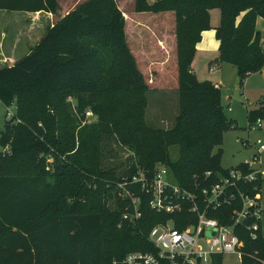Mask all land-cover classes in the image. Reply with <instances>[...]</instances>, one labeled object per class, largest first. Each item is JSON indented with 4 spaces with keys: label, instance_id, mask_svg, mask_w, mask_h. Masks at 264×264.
<instances>
[{
    "label": "trees",
    "instance_id": "trees-1",
    "mask_svg": "<svg viewBox=\"0 0 264 264\" xmlns=\"http://www.w3.org/2000/svg\"><path fill=\"white\" fill-rule=\"evenodd\" d=\"M152 1L137 0L135 12L125 15L116 0H86L48 26L25 57L0 69V102L15 106L0 138V264H122L129 252L153 250L148 238L158 224L174 219L185 229L196 217L152 211L136 184L129 188L141 199L142 216L124 222L129 202L116 197L117 183L139 172L151 178L160 165L186 188L207 172L213 182L228 174L223 151L214 152L235 120L225 114L221 88L200 81L192 65L211 29L210 12L220 9V62L233 65L241 82L260 72L264 40L257 20H264V0ZM59 9L58 0H0L5 12L56 15ZM166 15L173 20L168 31H158L164 26L157 22L142 24ZM165 90L178 92L179 115L172 129L152 128L148 95ZM74 99L79 112L92 109L96 126L76 132L66 107ZM263 119L264 105L248 113L252 124ZM109 139L133 152L131 168L118 173L104 165ZM172 146L179 147L175 161ZM64 156L66 163L46 170L48 158ZM243 192L261 201L251 187ZM236 233L244 243L240 264H262L261 230L256 240L244 228Z\"/></svg>",
    "mask_w": 264,
    "mask_h": 264
},
{
    "label": "built area",
    "instance_id": "built-area-1",
    "mask_svg": "<svg viewBox=\"0 0 264 264\" xmlns=\"http://www.w3.org/2000/svg\"><path fill=\"white\" fill-rule=\"evenodd\" d=\"M8 114L11 119L15 112L8 110ZM256 125L261 127L262 120H258ZM239 142L249 146L243 140ZM253 148L254 154L250 159L229 169L228 174L216 176L218 179L213 182L214 174L207 172L201 182L191 188L179 185L169 169L162 165L156 167L151 178L139 172L131 180L124 179L118 183L122 199L129 202L123 214L124 222L134 224L142 216L141 199L129 188L136 184H140L141 193L150 197L152 211L170 216L188 214L190 220L196 217V223L185 229L176 228L174 219L158 224L148 238L153 250L129 252L122 264H208L213 256L226 254L238 255L241 262L244 243L236 228H244L252 240L258 238L261 230V201L243 192L244 186H249L257 197L264 183V144L259 142ZM230 209L234 210L229 217ZM214 233L215 236L209 235ZM203 241L207 250L203 248ZM114 264L118 262L114 261Z\"/></svg>",
    "mask_w": 264,
    "mask_h": 264
},
{
    "label": "rangeland",
    "instance_id": "rangeland-1",
    "mask_svg": "<svg viewBox=\"0 0 264 264\" xmlns=\"http://www.w3.org/2000/svg\"><path fill=\"white\" fill-rule=\"evenodd\" d=\"M84 1L86 0H58L60 9L56 14V18L61 17L64 13L68 14ZM116 1L125 15L135 12L137 0ZM149 2L152 3L153 1L149 0ZM5 15L8 16V19L0 18V69L6 65L13 64V62H9V57L15 56L16 60L25 57L29 52V48L34 44V42H30L31 34L34 33V40L37 39L39 34H36L35 30H28V21L24 20L27 16L26 14L5 12ZM210 15L211 29L205 31L203 34L202 41L197 47L192 69L200 81L210 80L221 88L225 114L229 119L235 120L236 127L225 132L222 146L214 152L217 153L221 149L223 151L222 167L224 169H232L235 168V165L250 159L255 145H259V142L264 144V119L262 120L261 127L256 125L257 122L252 124L248 121L249 111L259 109L261 102L264 101V67L260 72L251 74L241 82L233 65L221 63L219 60L220 41L217 39L215 31L221 22V11L220 9H213ZM152 21L157 22L160 26H164L161 29L157 28L158 31H162V29L168 31L167 28L170 27L172 29L173 20L169 15L145 19L142 24L149 25ZM42 22L44 28L41 31V35L45 33L46 28L49 26L46 20ZM257 28L261 32V38L264 40V20L262 18L257 20ZM21 35H24L25 40L19 43L16 52L9 51L8 41L14 36L18 37ZM3 38H5V42ZM179 105V94L174 90L149 93L146 114L147 124L152 128L172 129L175 125V119L179 115ZM66 107L67 111L77 121L76 127L79 126V128L76 129V132L81 127H94L98 124V117L93 114L91 108H88L85 112H79V104L75 99L70 101ZM8 110L15 112L14 106L8 107L0 102V138L5 129V119L10 118ZM240 140H243L249 146L245 147L239 142ZM103 146L106 148L103 161L108 169H116L120 173L131 168L132 161H130V157L134 156L131 150L124 148L113 139L105 140ZM0 151H2L1 144ZM170 154L174 161L177 160L179 157V147L172 146ZM262 157L264 159V153ZM66 159L65 156L61 157L57 162L55 157L48 158L46 170L53 173L55 164L66 163ZM116 193V197L122 200L118 187ZM260 194L262 206L260 225L264 238V183L261 186ZM209 235L215 236V233ZM202 244L203 248L207 250L206 243L203 241ZM223 264H240L239 256L226 254L223 258Z\"/></svg>",
    "mask_w": 264,
    "mask_h": 264
},
{
    "label": "crops",
    "instance_id": "crops-1",
    "mask_svg": "<svg viewBox=\"0 0 264 264\" xmlns=\"http://www.w3.org/2000/svg\"><path fill=\"white\" fill-rule=\"evenodd\" d=\"M26 18H24L25 21H28L27 24L28 25V30L32 31V30H35V33H39L38 36H37V39L34 40V33L31 34V38H30V42L33 43V46L38 42V40L40 39V37L42 36L41 35V31L42 29L44 28L43 27V22L44 20H46L48 23H49V26H53L54 24H56L58 21H60L62 18H64L67 14L64 13V15H61V17L59 18H56V15H52V14H49V13H36V14H26ZM0 18H5V19H8V16L5 15V11H0ZM43 20H42V19ZM32 19V20H30ZM39 19V21H37ZM41 19V20H40ZM56 19V20H55ZM7 22V21H5ZM38 24V26H37ZM25 26V25H24ZM45 26V25H44ZM5 27V26H4ZM39 27V28H38ZM41 27V28H40ZM26 29V28H25ZM204 34V33H203ZM24 35H21V36H14L12 39H10V41H8V49L9 51H13V52H16V50L18 49L19 47V43L22 41V40H25V38L23 37ZM3 41L5 42V38H3ZM198 47V46H197ZM32 48V46L29 48V51L30 49ZM11 53V52H9ZM29 53V52H28ZM27 53V54H28ZM6 57V56H5ZM9 62L13 64H15L18 60L15 59V56H13L12 58L9 57ZM11 64V65H13ZM10 65V66H11ZM264 101L261 102V106H263ZM250 112V111H249ZM253 151H254V148H253ZM254 154V152H253ZM252 154V155H253ZM251 155V156H252ZM264 160V159H263ZM245 161V160H244ZM243 162L239 163L238 165H235V167H238L242 164Z\"/></svg>",
    "mask_w": 264,
    "mask_h": 264
}]
</instances>
